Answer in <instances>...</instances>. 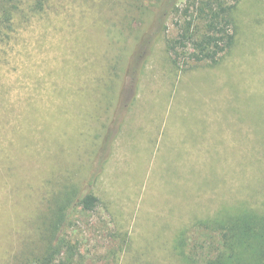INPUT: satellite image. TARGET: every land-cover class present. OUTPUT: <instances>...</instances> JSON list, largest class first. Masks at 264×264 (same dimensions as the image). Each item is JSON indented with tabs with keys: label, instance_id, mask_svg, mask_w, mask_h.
Here are the masks:
<instances>
[{
	"label": "rangeland",
	"instance_id": "obj_1",
	"mask_svg": "<svg viewBox=\"0 0 264 264\" xmlns=\"http://www.w3.org/2000/svg\"><path fill=\"white\" fill-rule=\"evenodd\" d=\"M103 1L50 0L8 30L0 19V264L29 236L40 256L46 245L62 252L55 264H220L233 254L221 222L264 213V0H239L229 51L177 67L167 41L184 23L189 3L179 2L123 86L122 126L88 186L97 207L73 210L80 178L65 166L68 140L101 148L98 119L118 106L100 79L125 38L127 1L101 10ZM237 246L239 264H255Z\"/></svg>",
	"mask_w": 264,
	"mask_h": 264
},
{
	"label": "trees",
	"instance_id": "obj_2",
	"mask_svg": "<svg viewBox=\"0 0 264 264\" xmlns=\"http://www.w3.org/2000/svg\"><path fill=\"white\" fill-rule=\"evenodd\" d=\"M125 1H127L125 7L126 18L121 23L125 38L122 42L114 44L115 53H112V58H108L109 68L105 73L106 76L104 79H100L109 82V92L112 94L110 96L118 102L117 108H113L108 104L106 112L98 119L100 130H102L100 136H98V141L102 145V149L98 148L95 151L92 147V141L89 145H77V143L82 142L80 141L81 137L78 135H73L68 140L73 160H69L70 163H66L65 166L67 171L70 172V176L73 175L72 179L77 171H79L80 178L79 191H77V196L71 202V204L73 203V210L80 207L85 211H92L97 207L99 199L91 190H88V186H93L94 181L99 176V169L110 152L113 138L122 126L120 120H124L125 115V112L122 113L125 107L121 101L124 91L123 86L126 85V81L135 79L134 75H137L140 71L139 65L146 53L147 46H150L153 42L155 43L162 33L165 22L170 16L179 11L178 4L181 0ZM49 2L50 0H30L28 8L25 10L21 8V0H0L1 28L3 30L12 28L15 17L21 16V14L26 18L41 15ZM103 2L104 4L99 5L101 10L108 5L113 6L119 0H104ZM186 2L189 5L184 10L185 19L180 26L179 36L167 41V53L172 58L171 62L177 67H180L179 60L181 59H185L187 64L189 61L196 63L202 61L214 62L229 51L235 43L236 27L233 14L239 0H186ZM137 15L141 17L139 19L135 18V21L131 20L132 17ZM129 20L132 22H129ZM136 20L139 21L140 27L134 29L132 23ZM154 26H157L158 30L151 38ZM139 43L145 49L135 54ZM118 44H122L124 49L118 50ZM116 112L118 114L120 112L122 115L117 116ZM101 117L105 118L107 124L100 121ZM85 147L86 150H84ZM62 148V152L67 149L63 146ZM61 212L62 215L59 214V219L65 215L63 211ZM71 212L67 214L63 225L66 226L65 223ZM240 212L243 214H235L229 217L228 221L225 222L227 226L224 225V222L220 224L221 229L227 231L224 234L225 239L232 242L233 253L228 257L223 258L222 256L220 264H226L230 260L236 261L233 263H240V255L238 254L240 246L237 245L241 242L250 260H253L255 264H264V213L248 208ZM29 237L30 241L24 242L22 249L13 258L6 259L4 264H33L36 261H40L42 264H55L64 261L60 257L62 252L54 245L51 247L46 245L40 256L36 252L39 247L41 248V244L36 241L37 236H34V238ZM53 247L55 248L52 249Z\"/></svg>",
	"mask_w": 264,
	"mask_h": 264
},
{
	"label": "water",
	"instance_id": "obj_3",
	"mask_svg": "<svg viewBox=\"0 0 264 264\" xmlns=\"http://www.w3.org/2000/svg\"><path fill=\"white\" fill-rule=\"evenodd\" d=\"M156 29V26L155 27H153V30L152 31H154Z\"/></svg>",
	"mask_w": 264,
	"mask_h": 264
}]
</instances>
